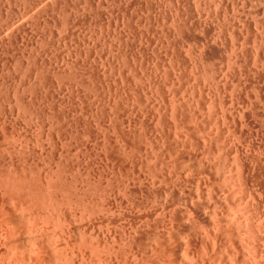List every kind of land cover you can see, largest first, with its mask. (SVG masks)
<instances>
[{"label":"rangeland","instance_id":"1","mask_svg":"<svg viewBox=\"0 0 264 264\" xmlns=\"http://www.w3.org/2000/svg\"><path fill=\"white\" fill-rule=\"evenodd\" d=\"M182 1H185L180 2L183 19L177 27V25L170 26L162 18V13L167 12L169 5L160 0L153 1L156 3V5L154 3L156 7L153 8L154 11L149 7V0H0V202L4 203L3 207L7 211L9 210L7 226L0 223V229L8 231L11 228L10 230L13 229L12 231L17 233L14 237L16 240L11 242L1 237L4 232L0 230V242L3 243V246L0 245V252H9L8 248L12 246L10 251L27 252L32 239H28L29 237L22 230L27 229L31 223L39 222L36 225L42 226L41 232L43 231L39 238L43 239L36 241L46 244H44V249L48 252L44 256L45 259L50 257L48 253L54 255L52 252L55 249L47 247L51 242L49 237L58 232L59 225H63L64 218L66 221L67 219L74 221L77 225L80 223L82 214L86 215L93 210L91 201L94 193L92 183L94 170L101 168L98 173L103 172L108 165L113 163L114 158H111L112 161L109 164L111 160L109 157L114 152L119 154V151V155L123 157L124 148L126 152L129 151V154L136 156L138 152L135 148L142 143L136 136L138 133H145V131L148 133L149 130L150 133H155L156 128L159 130L162 127L166 130L170 124V127L172 126L168 116H162L166 120L161 119L162 125L157 123L156 126L155 122V126H152L154 121L148 116L153 106L160 105L162 113L166 114L168 107L174 104L177 114L180 119L184 118L183 124L188 128H193L191 126L193 122L188 120L191 119L190 115L196 114L199 106L201 108L210 101H214L217 109L220 102L228 104L230 101L236 103L247 99V102L251 100L249 102L258 109V112L260 111L259 113L264 112V101H262L264 96H261L260 92L257 93L255 89L252 91L250 88L245 89L246 94L242 88L230 92L229 89H222L219 83V73L224 66V54L226 51L229 54V44L231 43V46L236 42L238 28L241 27V34L244 36L248 32L244 31L247 28L245 27L246 22L250 21L252 25L258 22V27L253 26L258 28L255 29L260 32L257 33L258 36L263 35L264 23L260 20L264 19V0ZM168 29L171 31L170 35L167 33ZM248 34L246 33L245 37ZM243 49L247 50V47L244 45ZM257 103L263 104L261 105L263 110ZM115 105L117 106L114 108ZM117 110L119 111L114 113ZM189 110L193 112L190 113ZM255 117L251 116V119ZM131 119L134 121L132 122ZM198 119L196 125L199 129H203L206 124L202 119ZM146 120L150 124L148 121L145 123ZM202 121L204 123H201ZM115 122L121 130L116 127ZM194 122L196 123L195 120ZM198 123H201L202 128ZM128 134H131L133 138ZM135 142H138L137 146ZM123 146L124 148H121ZM105 160H108V163ZM114 163L117 165H112L113 168L110 166L108 171L114 169L113 172H122L130 177L125 165L120 163L121 167L124 166L120 171V164L117 161ZM112 170L108 172L110 176ZM115 173L111 177L115 175L124 177L121 173ZM118 177L115 178L118 179ZM152 197L149 196V201H154L155 204L160 203L157 196L155 199ZM67 205L71 206L73 215L67 212L65 217L62 213L69 208ZM56 210H59L60 214ZM55 214L59 219L54 216ZM49 215L53 217L52 220ZM31 218L34 219L30 221ZM58 220L60 223L57 222ZM52 225L55 228L54 226L51 228ZM44 237L47 239L45 240ZM74 241H76L75 244H80L77 238H71L68 244L58 242L57 246L50 245L58 247L56 250L64 251V249L69 250ZM5 243L6 245L12 244L7 248L4 246ZM15 245L17 248L14 249ZM45 259V264H62L64 261L61 258L62 262L53 261V263L52 260L49 262Z\"/></svg>","mask_w":264,"mask_h":264},{"label":"bare ground","instance_id":"2","mask_svg":"<svg viewBox=\"0 0 264 264\" xmlns=\"http://www.w3.org/2000/svg\"><path fill=\"white\" fill-rule=\"evenodd\" d=\"M149 1H150L149 2L150 9L156 8L154 7V3H155V2L153 3L154 0H149ZM160 1H164V4L166 3V5H169V8L166 13L164 11H163L164 13L159 11L163 14L162 15L160 13L162 15V18L165 19L168 22V24H170V26L177 25L178 27L180 21L183 19V14L180 11L181 10L180 6H182V4L180 5V2L184 3L185 1L182 0H160ZM217 1L221 2L220 0ZM201 3L203 4V2ZM193 4L195 5L194 2ZM206 15L208 16V14ZM263 20L261 19L260 22L264 23ZM251 23L250 21L249 22L247 21L245 24V27L247 28L244 27L245 28L244 31L247 30L248 32L246 33H249L248 36L245 37L246 33L243 36V34H241V29H240L241 27L238 28V33L236 34V38H237L236 42L231 46L230 43L229 44L230 47L228 46L230 53L228 54L225 49L226 53L224 54V58H223L224 66L222 67L220 73L218 72L220 74L219 83L222 89L224 90L229 89L230 92H233L235 90L238 91L239 89L242 88L244 94H246L245 89L250 88V90L252 89L253 91V89H255L254 91H257V93L260 92L261 96L262 95L264 96V33L263 35L258 36L257 33L260 32L255 31V29H258L255 28L258 22L257 23L255 22L253 24L256 25L255 27ZM237 24L239 25V23ZM167 33L170 35L171 31L168 29ZM244 45L245 47H247V50L243 49ZM29 67H31V65ZM226 93L228 95V92ZM243 96L245 97V95ZM246 100L244 101L243 99L240 102L235 101L236 103L230 101L231 103L229 102L228 104L227 102L226 103L220 102L217 109L215 107V104L213 103L214 101L213 102L210 101L209 103L207 101L208 104L204 105L206 107L203 106L200 108L199 106V110L197 111V113L195 112L196 114L190 115L191 119L188 120L193 122V125L191 124L193 128H191L190 126H189L190 128H188L183 124L184 118L180 119V116L177 114L176 106L174 104H172L171 106L169 105L170 107H168L169 109L166 108L167 109L166 112L164 110L165 107L163 108V111L166 114L162 113V109L160 105L157 104V106H153L151 108L152 111L149 113L148 116L151 118V120L153 119L154 121L152 122L154 123V125H152V123L151 125L154 127L155 122H156V126L157 123L162 125L161 124V119L163 118L162 116L165 117L168 116V118H170L171 120L170 123H172V126L170 127L171 125L170 124L169 128L166 130H163L162 127L160 126L161 128L159 127L160 128L159 130H156L157 128L155 129V133H150V130L148 133L146 131L145 133H138V135L136 136L143 143V145L142 143H140L138 144L139 146H137L138 142L137 143L135 142L136 146L138 147L135 149L137 150L138 154L140 153V155H138L135 152V154H137L136 156L138 157V159H136L137 158L136 156L129 154V151L126 152L127 150L126 148H124V146L121 147L124 148L122 150V155L124 156L127 155L128 157L126 156L125 157L123 156L124 158L121 157V155H119L120 151L119 154H117L118 152H114V154L112 153L115 157H113L112 155L109 158L110 159L114 158L115 161L113 160V163H111L110 166L112 168H113L112 165L116 166L117 164L115 165L114 163L116 161L119 164L121 163L125 165L126 169H128V171L126 170L125 171L130 173L128 174L130 175V177H128L127 174L125 176L122 172H117L119 170L118 168L119 165L117 166L118 170H116V172L119 174L121 173V175H124L125 178L124 177L121 178L120 175H115V177L120 176V178L118 177V179L115 177H111L115 172H113L114 169L113 170L110 169L109 171L107 170L110 167L108 164H106L108 165V168H106L103 172L99 171L98 173V170H100L101 168L94 170L93 173L94 177L92 179L93 181L92 183L94 186V190H93L94 193L91 201L92 202L91 208H93V210L86 215L82 214L81 212L82 215L80 216L81 219L79 220L80 221L79 224L81 225L79 224L76 225L74 221H68V219L67 222L66 219L63 217V215H61L62 219L64 218L63 221L66 222L65 223L63 221H62L63 223L61 222L63 225H59V230L57 229L58 232L54 234V236L51 235L52 236V237L50 236L51 238L49 237L48 234L49 240L51 239L50 244L52 245L57 246L58 242L61 243L64 242L65 244H68L70 243L71 238L72 239L77 238L80 244H75V242L77 241L76 240L74 241V244L72 245L70 244L71 247H69V250L64 249V251L63 250L59 251L58 249L56 250V248L58 247H53L50 244L49 245L47 244L48 245L47 247L51 249L53 248V250L54 249L55 250L52 252L50 251L51 250L50 249L49 251L54 253V255L48 253L50 254V257L46 259L49 262L51 260L52 262L53 261L59 262L61 261V258H63L64 261L63 262L61 261L62 264H264V114H263L264 112L261 111L262 113H259L260 111L258 112V109L254 108L252 104L249 102L251 100H249L248 102ZM256 100L257 98L255 99V101ZM262 101H264V98H262ZM257 104L260 106L263 105L259 103ZM116 106L117 105H115L114 108ZM262 108L263 107L261 106V109ZM118 111L119 110H117L114 113H117ZM129 112L130 111H128V113ZM140 112L138 113L139 115ZM191 112H193V110L190 111V113ZM188 113L186 114L188 115ZM251 116H256L258 118L255 117V119L253 118L252 120ZM198 118L202 119L206 124V126L203 127V129H199L196 125L197 120H199ZM193 119L196 121V123L194 122ZM135 120H136V116H135ZM140 121L139 123H141ZM147 121L148 120H146L145 123H147ZM164 121L166 120L164 119ZM203 121L201 123H204ZM164 123L167 124V122ZM126 124L128 123H125V125ZM138 125L139 124H137V126ZM116 127H118V123L116 124ZM131 127L133 129L132 125ZM200 128L202 127L200 126ZM124 129H122V131ZM137 131L139 132V129ZM131 134L130 135L128 134V136H132ZM120 143H122V141ZM112 144L115 143L112 142ZM128 145L132 146L131 144ZM114 148L116 149V147ZM112 159L109 161V164L112 161ZM106 163H108V160L106 161ZM121 164H120V171L121 168L124 167V166L121 167ZM111 170L112 172L110 173L111 174L110 176L108 172H110ZM100 172L102 173L100 174ZM149 196H153L152 199L153 198L155 199V197L157 196L158 201L160 203L155 204L154 201L151 200L149 201V199L151 198V197L149 198ZM82 203L83 202H81V204ZM3 204L4 203L1 204L0 202V223L5 224L7 226V222H8L7 217L9 215L8 214L9 210L7 211L3 207ZM58 204L60 205V203ZM67 207L69 208L68 209L64 208L66 211L62 213L65 214V217L67 212L70 213L72 210L71 206L67 205ZM75 210H77V208ZM52 211H54V209ZM56 211L59 212V210ZM57 214H55L54 216H56ZM70 217L71 215L69 216V218ZM51 218L53 219L52 216L50 217V220H52ZM32 219L34 218H31L30 221H32ZM57 219H59V217ZM55 220L54 223L56 222ZM84 221L86 223H84ZM57 222L60 223L59 220ZM38 223L35 224L31 223L29 224V226L27 225L28 224L27 223L26 224L28 226V227L26 226L27 229L22 230L23 232L25 231L24 234L27 237H29L28 239L31 238L32 241L35 240L34 242L30 241L29 243L30 248L27 249V252L23 250H17L16 253L14 252V250L10 251L12 250L13 246L10 248L8 247L12 243L10 245H6L5 243L4 246H7L9 252L8 251L0 252V264H45L44 256H46L45 254L46 252H48V250L44 249V246L46 245L44 241L47 239L45 238L47 236L44 237L45 240L43 241L45 245L42 244L41 242L43 246L40 243H38V241H36L38 239H43V238H39L41 237V233L43 231L41 232L42 226L39 227L38 225H36ZM51 224H53V221H51ZM53 226L54 225H52L51 228H53ZM10 229L8 231H4V230L2 231L0 229L2 232H4L2 234L3 236L1 237L13 242L16 240V238L14 240V237H16L17 233L12 231L13 229L12 230ZM26 236L24 237L27 238ZM86 238L89 241L86 242L87 240ZM2 244L3 243H1L0 245ZM58 246L60 247V245ZM15 248H17L16 245L14 246V249ZM61 249H63V247ZM51 255L53 258L51 257Z\"/></svg>","mask_w":264,"mask_h":264}]
</instances>
